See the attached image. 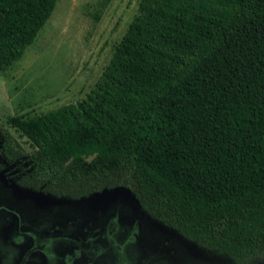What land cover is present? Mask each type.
<instances>
[{"label": "trees", "instance_id": "trees-1", "mask_svg": "<svg viewBox=\"0 0 264 264\" xmlns=\"http://www.w3.org/2000/svg\"><path fill=\"white\" fill-rule=\"evenodd\" d=\"M55 0H0V68ZM97 18V17H95ZM18 183L78 198L130 190L151 218L230 264L264 259V0H138L85 98L5 115Z\"/></svg>", "mask_w": 264, "mask_h": 264}, {"label": "rangeland", "instance_id": "rangeland-1", "mask_svg": "<svg viewBox=\"0 0 264 264\" xmlns=\"http://www.w3.org/2000/svg\"><path fill=\"white\" fill-rule=\"evenodd\" d=\"M137 3L138 0H55L49 17L21 56L0 68V127L7 129L23 148L22 158L32 145L25 135L5 122V115L31 117L84 99L137 13ZM7 168L8 176H13L15 169ZM11 190L18 200L16 189ZM20 197L21 203L28 207L29 200ZM31 204L35 205L32 201ZM114 211L98 213L91 230L96 232L101 227L102 232L88 237L95 239L94 246L102 244L93 256H99L97 259L103 264H227L177 256L169 248L172 245L143 222L139 232L133 225L117 223L110 215ZM110 223L113 227L108 233ZM133 232L140 236L138 241ZM41 243L50 258V242H46V249L45 241ZM7 252L8 247L0 242V256H6Z\"/></svg>", "mask_w": 264, "mask_h": 264}, {"label": "flooded vegetation", "instance_id": "flooded-vegetation-1", "mask_svg": "<svg viewBox=\"0 0 264 264\" xmlns=\"http://www.w3.org/2000/svg\"><path fill=\"white\" fill-rule=\"evenodd\" d=\"M23 165L8 162L0 155V242L9 249L6 256H0V264H103L97 259L99 256H93L102 244L99 243L97 247L92 244L95 239L88 240V237L102 232L101 227L96 232L91 230L95 216L68 215V212L58 214L55 213L57 207L45 210L21 207V201L15 199L11 189L26 188L18 183L24 172ZM7 167L15 169L13 176H8ZM110 215L114 216L117 223L128 227L133 225L139 232L142 224L139 217L122 215L117 211ZM112 227L110 223L108 233ZM151 230L155 235L164 237L155 229ZM133 237L136 241L140 239L136 232H133ZM42 241H45V249L46 242H50V258L47 257V251L44 252Z\"/></svg>", "mask_w": 264, "mask_h": 264}, {"label": "water", "instance_id": "water-1", "mask_svg": "<svg viewBox=\"0 0 264 264\" xmlns=\"http://www.w3.org/2000/svg\"><path fill=\"white\" fill-rule=\"evenodd\" d=\"M23 192V194L21 193ZM18 192V200L24 198L29 200V206H24L23 209L35 210V209H50L57 207L56 212L58 214L67 213L69 211L77 215L95 216L98 213L105 211H117L122 215H134L147 226L160 232L164 240L168 241L174 249V253L177 256H191L197 258H203L212 262H222L229 264L230 261L227 258H222L218 255H207L204 250L199 248L195 243L183 237L174 229L167 227L159 221L151 218L140 207L135 196L129 189L116 186L112 188H103L100 191L92 192L86 196L78 198H67L63 196H54L49 193H44L38 190H32L29 188H16ZM31 201L35 205L31 204ZM252 264H264V259L256 260Z\"/></svg>", "mask_w": 264, "mask_h": 264}]
</instances>
